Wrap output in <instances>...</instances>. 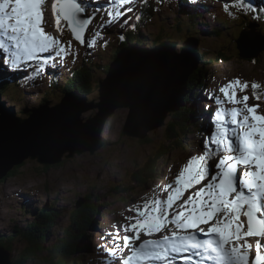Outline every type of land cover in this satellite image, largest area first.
I'll list each match as a JSON object with an SVG mask.
<instances>
[{
	"label": "snow or ice",
	"instance_id": "1",
	"mask_svg": "<svg viewBox=\"0 0 264 264\" xmlns=\"http://www.w3.org/2000/svg\"><path fill=\"white\" fill-rule=\"evenodd\" d=\"M133 2L106 0L89 14L99 0H53L51 11L58 29L66 22L77 42L94 46L85 34L98 15L109 18L105 27L127 24ZM44 4L0 0V56L10 70L39 74L70 54L71 45L45 31ZM234 7L257 12L247 0ZM224 10L230 13L227 3ZM249 87L260 101L261 85L239 79L220 87L223 100L213 95L214 129L201 142L202 154L192 155L158 195L130 209L125 235L113 234L104 264H264V114L259 103L249 104V95H238ZM249 238H256L254 245Z\"/></svg>",
	"mask_w": 264,
	"mask_h": 264
},
{
	"label": "rangeland",
	"instance_id": "2",
	"mask_svg": "<svg viewBox=\"0 0 264 264\" xmlns=\"http://www.w3.org/2000/svg\"><path fill=\"white\" fill-rule=\"evenodd\" d=\"M144 1L146 0H134L131 6L136 10L139 6L138 4ZM195 1L208 2L212 7L217 5L214 3L216 0ZM52 2L53 0H48L47 3L46 9L49 12V20L46 25H44V28L48 34L60 39L63 45H71L69 55L73 58L66 57L61 61L59 57H56L54 61L56 66L62 68L70 67L71 63L82 61L83 49L79 43L77 44L75 41L71 40V38L66 35L64 36V34L61 33V28H57L55 18L51 11ZM164 3H167V0H165ZM99 4L102 6L105 5L106 0H99ZM165 9V11L159 13L158 18L166 20L168 23L167 26L170 27L169 24H171L175 16L173 15V10L168 8ZM130 17H132L131 21H133L134 15L131 14ZM210 18L211 16H208V19H203L200 26L201 29L204 30L206 23L210 25L214 21L213 19L210 20ZM107 19L108 17L103 13L97 17V21H106ZM120 24L122 23H114L110 27L114 28ZM149 29L150 28H148V30ZM159 29L158 26L157 30ZM135 31L137 33L140 32L139 30ZM143 33L147 34L148 31L146 30ZM249 35L253 38L251 34ZM149 37L154 38L152 36ZM90 38L93 37L90 36ZM248 39L249 37L246 36L240 41V44L244 47H249L251 42L250 40L248 41ZM141 40H143V38H141ZM167 40L173 45L169 50H173L175 53H181L183 47L189 43L183 41V43L185 42L183 45V43L179 44L173 40ZM143 41H146L145 44L151 45L147 40ZM113 47L112 44H108L104 49L99 50L100 54L97 59L101 62L109 60V64H111L115 61L113 60L110 62V59L114 58V56L112 57ZM143 50L148 51V49ZM158 50L164 52L168 49L163 45ZM42 55L47 56L49 53H44ZM261 58L264 61V54ZM21 63L23 64V62ZM28 63L34 64L33 62ZM247 66H251L249 61L238 62L237 65H235L234 62L233 64L220 63L209 68V72L217 77L214 86L206 84L202 92L194 91L192 95H195L194 103L201 117V122L199 121V123H203L202 126H207L205 121L208 120V117H210L209 119L211 120L213 119V111L217 107L216 103H212L211 100L206 102L204 99L205 97L212 98L213 95H215L223 100V94L219 92L220 87L236 79L241 81L240 78L244 76L257 77V79L262 80L264 83V74L259 73L258 69L253 66L252 70ZM2 68L5 70L3 66ZM262 68H264V66ZM0 73H3L2 70ZM14 90V86L4 89L5 93ZM247 92L252 94L250 87ZM260 92L264 93L263 86ZM3 98L6 99L9 104L14 105L16 111H18L17 107L20 105L23 106V103H25V108L27 109L34 106L37 107L41 103L39 102L37 105L34 104L38 99L36 94L27 95L28 102H10V98L5 95H3ZM93 100H98V97L93 98ZM50 101L51 103L53 102L52 99H50ZM250 101L255 104L260 103V112L264 114V103L256 101L252 97H250L249 104H251ZM224 106L231 108L233 105L225 103ZM237 107H242V105H237ZM128 111L127 107L116 108L104 122L100 136L102 143L104 142L106 144V150L99 146L96 150L94 149L95 151L93 153L89 150H83L80 153L75 152L73 156L61 157L56 164L39 163L37 158L26 159L21 165L16 166L18 168L14 167L15 169L9 170L0 178V233L3 234L7 232L10 233V237H13V230L17 226L20 227L19 230L25 229L24 224L27 222L29 225L34 223L32 225L33 228L37 226L38 222L32 215L36 211V208H39V205L42 206V210H47L46 205L48 204L56 205L55 208L60 211L59 215L50 211L53 215V221H50L48 225H42L43 227H48L47 232H49V236H45L44 240H38V237H40L37 236V233L40 231L38 227L35 230L31 229L32 231L28 242H22L19 237H13L9 240V236H5L4 239L9 240L6 241L5 244L10 247L11 260L7 262V260L0 258V264H51V257L55 255V252L51 249L52 246L57 244V240L64 241L67 237L66 234L72 237L74 241H77L74 239V231H76L75 234H78L80 237V242L77 245L78 248L75 249L76 253L80 255V258L72 259L75 263L78 262L77 264H84L85 261L87 264H90L91 261L87 259V257L91 258L90 255L95 245L99 246L101 243L105 242L107 233H111L112 236L116 232H119L121 237L125 235L122 225L126 223L127 216L133 215L130 209H133L136 204L142 203L144 198H151L153 195H158L163 186L166 185L169 180L174 179L176 172L192 155L202 154V141L199 142L200 145L198 147V141H193L191 136L188 138L190 145L187 149H190L189 151H171L170 145H167V137L171 131L170 119L172 115L170 116V114L172 113L167 114L160 127L153 128L149 130L150 132L147 131L145 135L146 140L129 137L122 131V129L124 130ZM98 112L99 108L96 106L82 110V122L87 121L86 117L96 116ZM174 113H176V111H174ZM212 128L213 126H209V129L206 128L208 136H210L213 131H211ZM166 130H169V132L167 133ZM82 133L84 134L83 131ZM166 152H169V155L159 159V156ZM67 153L69 152L67 151L66 154ZM149 160L156 165V173H153V176H146L142 180L135 179L133 177L134 174L136 172L138 174L140 172L139 169ZM11 171L16 174L10 176L12 174L10 173ZM114 179L116 180L115 183ZM117 184H121V187L125 188L123 194L118 193V191L114 192L110 189ZM154 190L157 192H154ZM28 197H33L38 200L36 208H30V206H33V202L30 203V205L25 202L24 199ZM88 202L93 206L89 211L90 222L88 227L86 229H81L75 225L77 228L75 229L71 223L73 219L71 218V214H76L77 212L81 213L85 206L89 207ZM22 203H24L32 215L27 214L24 209L20 207ZM83 235L84 238H82ZM1 239L2 238H0V240ZM108 246L110 247L109 244ZM62 248L65 249L64 247ZM2 250L6 252L5 246ZM32 251H34L33 255L30 254ZM104 252L105 248L102 246L97 251L98 256L94 254H92V256L95 260L99 257L101 264H104ZM119 255L120 253L117 254V256ZM67 260L63 262V264H75L73 261Z\"/></svg>",
	"mask_w": 264,
	"mask_h": 264
},
{
	"label": "water",
	"instance_id": "3",
	"mask_svg": "<svg viewBox=\"0 0 264 264\" xmlns=\"http://www.w3.org/2000/svg\"><path fill=\"white\" fill-rule=\"evenodd\" d=\"M63 24L67 26L66 22ZM161 46L148 51L127 46L121 49L118 59L110 65L97 103L86 102L83 95L72 92L54 106L41 105L20 117L0 94V178L26 159L37 158L40 163L51 164L75 152H93L100 146L97 128L115 108L129 110L123 130L129 137L142 139L147 131L160 127L168 112L183 106L190 76L201 65L196 43L189 42L181 53L169 50L172 45H165L168 50L160 51ZM93 106L99 112L85 122L89 127L92 123L96 131L97 136H92L95 140L91 141L81 134L84 123L80 115ZM53 119L61 121L64 128H59ZM0 258L8 262L11 252L6 250L4 254L1 250Z\"/></svg>",
	"mask_w": 264,
	"mask_h": 264
},
{
	"label": "trees",
	"instance_id": "4",
	"mask_svg": "<svg viewBox=\"0 0 264 264\" xmlns=\"http://www.w3.org/2000/svg\"><path fill=\"white\" fill-rule=\"evenodd\" d=\"M234 5H235V3H234ZM149 12L150 13H153L154 11H152V9H150L149 10ZM234 13H236V11H230V13L229 12H226L225 11V14L227 15L226 17V19H231V21H235V22H238L237 20H236V17L235 16H233V14ZM243 18V17H242ZM238 23H240V26H244V25H246L245 23H244V21L242 20V19H240L239 20V22ZM221 30H222V26H221V28L219 29L218 28V26H215V28H213L212 29V31H210V35L211 36H215V37H218V36H220V33L219 32H221ZM219 31V32H218ZM139 33V32H138ZM138 35V37L137 38H139V34H137ZM124 46H122L121 48H123ZM227 53H229V54H233L234 55V57L232 58V59H229L228 60V62L230 63L231 61H233V60H236V59H239V58H236L235 57V53H234V51L233 50H231V49H228V52ZM260 57H261V54L259 55ZM226 57V56H225ZM260 57H258V58H256V59H253V60H251V64L253 65V67H255V68H257L258 69V71H259V73H262V74H264V68H262L263 66H264V61H263V59L262 58H260ZM222 59H225V58H222ZM217 60H219V59H217ZM231 60V61H230ZM200 62H201V60H200ZM208 62H211V61H208ZM217 64H219L218 62H217ZM88 72H86V69H82V70H80V72L76 75V77L73 79V81H71L69 84H68V86H67V88L65 89V90H69L70 88L71 89H73V88H75V89H78L80 92H82L83 94L85 93L86 94V92L88 93L89 92V89H88V85H89V81H90V75H91V68L89 67V65H88ZM207 71H206V69L205 68H198L195 72H194V74L193 75H191L190 77L191 78H193L194 77V80H196V79H198L199 78V76L201 75H203L204 73H206ZM75 83V84H73L72 85V83ZM72 85V86H71ZM30 110V109H29ZM183 110H182V108L180 107V109L178 110V112L177 113H175V114H173L172 115V118H171V130L173 129V131H174V134L173 135H169L168 137H167V139H168V143H167V145H170V149H171V151H174V150H179V151H184V150H188L187 148L188 147H186L182 142V140H180V137H179V135L178 134H181V131H180V129H177L176 127H178L181 123L179 122V119L182 117V112ZM28 114V113H27ZM27 114H25V116L27 115ZM186 118V117H185ZM187 121H188V125H190L191 124V122H192V120H193V111L192 112H190V116H189V118L188 119H186ZM186 120L185 121H183V126L182 127H186V125H187V123H186ZM177 123H179V124H177ZM175 129H177L178 131H176L175 132ZM122 131H123V129H122ZM173 136H175V138L173 137ZM143 140H146L144 137L142 138ZM169 155V152H166V153H164V154H162V155H160L159 156V159L160 158H162L163 156H168ZM15 168H18V167H15ZM14 168V169H15ZM156 169H157V167H156V165H154V163H152L151 162V160H149L148 162H146L144 165H143V167L141 168V169H139V173L137 174V172L134 174V178L136 179H140V180H142V179H144L146 176L148 177V176H151V174H153V173H156ZM13 171H11L10 173H12ZM16 174V173H15ZM14 173H12L10 176H12V175H15ZM125 188L124 187H121V186H115V187H113V188H111V190L113 191V190H115V191H118V193H120V194H123V190H124ZM89 198V197H88ZM88 204H89V207H86L85 206V208L83 209V211L81 212V213H76V214H72V217L71 218H73L72 219V221H71V223H72V225L74 226V228L75 229H77L76 227H75V225H77L79 228H81V229H86L87 227H88V224H89V211L91 210V208L93 207L91 204H90V202H88ZM87 213H88V216H87ZM39 217V218H38ZM50 221H53V215H52V213H45L44 211L43 212H40L38 215H37V222H38V225L37 226H35V228H33V230H35L37 227H38V229H42L43 228V226L42 225H48L49 224V222ZM41 226H40V225ZM25 225V224H24ZM39 226H40V228H39ZM17 228V227H16ZM47 228L48 227H44V230L42 229V230H40V232H42V233H38L37 234V236H40V240H44V237L45 236H43V232H45V233H48L47 232ZM24 229V228H23ZM25 229H26V233H30L29 234V236L31 235V229L29 228V227H27V226H25ZM76 233V231H74V239H76L77 241H74L73 240V238L72 237H70L68 234H67V237H66V239L64 240V241H61V240H57V244L55 245H53L52 246V251H54L55 253V255H53L52 257H51V264H63V262H65L67 259V261H73V259L72 258H74V254H76V251H75V249L76 248H78L77 247V245H78V243L80 242V237H79V235L77 234H75ZM10 234V233H9ZM9 234L7 233V232H4L3 234H2V236H0V238H2L1 239V241H0V243H3V242H6V240L7 239H4L5 238V236H9ZM13 234V233H12ZM81 236V235H80ZM24 237H27V236H24ZM72 238V239H71ZM82 238H84V235L82 236ZM4 239V240H3ZM3 240V241H2ZM39 240V241H40ZM69 240V241H68ZM7 241H9V240H7ZM62 247H64L65 249H63ZM54 248V249H53ZM69 251V252H68ZM33 252L34 251H32L30 254L31 255H33ZM75 259V258H74Z\"/></svg>",
	"mask_w": 264,
	"mask_h": 264
},
{
	"label": "bare ground",
	"instance_id": "5",
	"mask_svg": "<svg viewBox=\"0 0 264 264\" xmlns=\"http://www.w3.org/2000/svg\"><path fill=\"white\" fill-rule=\"evenodd\" d=\"M194 1V0H193ZM249 0H247V2H248ZM47 3H48V0H45V4H44V6H43V12H44V24H43V27H44V25H46V22L49 20V12L47 11V9H46V7H47ZM257 4H259V3H257ZM260 5V4H259ZM214 6H215V4H214ZM215 9H218V6L216 5L215 7H214ZM217 16H219L220 17V15H218V14H220V12L219 11H217ZM109 19V18H108ZM131 20H132V17H130L129 18V22H131ZM196 20L197 21H201V17L199 16V17H197L196 18ZM107 22H108V20H106V21H104V24H107ZM55 23V22H54ZM223 25H225L226 27H228L230 30H232L233 29V27H232V21H231V19H226L224 22H223ZM217 26H218V28L220 29L221 28V26L217 23ZM119 27L120 26H115L113 29H115V30H118L119 29ZM219 32V31H218ZM62 33V32H61ZM220 34H222V33H225V34H229V35H234V33H232V32H229L227 29H224L223 27H222V30H221V32H219ZM133 34H139V38L141 37V38H143V40H147L150 44H152V45H154V44H156V42H157V40L155 39V38H151V37H149V36H151V33L148 31V33L147 34H144L143 32H139V33H137L136 31H134L133 32ZM245 37L247 36V37H249V39H252L251 37H250V35L248 34V33H246L245 35H244ZM251 36H252V34H251ZM153 37V36H152ZM212 37H207L206 38V40H208L209 41V43H211L212 42V39H211ZM221 39L223 40V42H224V46H223V48L219 51L220 53H221V55H222V58H225L224 60L225 61H228L229 59H232L233 57H234V55L233 54H229V53H227L226 52V49H231V50H233L234 51V53H235V57L236 58H239L240 59V61L239 62H244V61H249V62H251V60H253V59H256V58H258V57H260L259 55V53L258 54H256V55H253V56H251V58L249 59V57L243 52V50H242V47L239 45V44H237L236 42H234L232 39H228V38H226V37H221ZM140 41L139 43H137V44H134L133 43V48H136L137 50H139V49H151L150 48V46L149 45H147V44H145L146 43V41ZM200 43L201 42H196V45H200ZM209 43L207 44V45H209ZM162 44H164V45H172V44H170V43H166V42H163ZM143 45H145V46H143ZM173 46V45H172ZM126 46H124V48H125ZM128 48H130V46H127ZM160 47V46H159ZM79 49V48H78ZM121 49H123V48H121ZM263 54H264V52H262L261 53V57L263 56ZM42 55V54H41ZM43 56V55H42ZM226 56V57H225ZM260 57V58H261ZM231 61V60H230ZM114 62V61H113ZM112 62V63H113ZM216 63H217V61H216ZM52 62L50 61V63H49V65H48V67H52ZM220 64V63H219ZM231 64H233V62L231 61ZM250 70H252V65L251 66H247ZM1 70H3L2 69V67L0 66V71ZM108 79V77L105 79V81ZM197 83H198V79H196V84H195V89H197V90H200L201 92L203 91L202 89H200L198 86H197ZM89 93H90V90H89ZM245 94H247V95H249V97H252V94H250V93H248V92H246ZM244 93H238V95H240V96H242V95H245ZM191 95H193V94H191ZM199 95H200V93H199ZM205 99V101L206 102H209L210 100H211V102L212 103H215V101L212 99V98H210V97H205L204 98ZM264 101V96L261 98V100H260V102H262V103H264L263 102ZM251 102V101H250ZM251 104H255V103H253V102H251ZM260 104V103H259ZM261 105V104H260ZM182 108V110L185 112V117L186 118H188L189 116H190V113H189V109L183 104V106L181 107ZM27 109V108H26ZM34 109H36V108H34ZM34 109H30V111H33ZM116 109V108H115ZM114 109V110H115ZM176 112H178V110L176 111ZM28 115H29V113H28ZM27 116V115H26ZM81 116V115H80ZM110 115H108L107 117H109ZM92 117L90 116V117H86V122H88L89 121V119H91ZM54 120V119H53ZM84 120V119H83ZM107 120V118L105 119V121ZM104 121V122H105ZM54 122L56 123V125L59 127V128H61V129H63L64 128V125L61 123V121H56V120H54ZM84 122V121H83ZM206 124H207V126H213V128L211 129V131L214 129V124H213V119L211 120V119H208V122H206ZM91 127H89L88 126V124L87 123H85L84 122V129H86V130H84L83 131V129H81V134H83L82 133V131L84 132V134H83V136H84V138H87V139H89V140H91V141H94L95 139L92 137V136H97L96 135V131H94V128L92 129V123H91V125H90ZM103 126H104V123H102V126H99L97 129H99L100 131H99V133H98V138L97 139H99V141H98V144H102V141H101V136H100V134H101V132H102V129H103ZM77 128H79L80 129V126L79 127H77ZM177 129H179L180 128V125L178 126V127H176ZM151 130V129H150ZM88 134H87V133ZM150 132V131H149ZM87 136V137H86ZM143 138V137H142ZM145 138V137H144ZM202 138L203 139H206V137L205 136H203L202 135ZM104 139V138H103ZM146 139V138H145ZM105 140V139H104ZM207 140V139H206ZM96 150V149H95ZM94 150V151H95ZM93 151V152H94ZM92 152V153H93ZM40 163V162H39ZM47 164V163H46ZM51 164H56V162H53V163H51ZM238 175H239V173H238ZM22 185V184H21ZM32 189V188H31ZM154 192H157V191H155L154 190ZM3 200V199H2ZM25 200V202L28 204V205H30V203H32L33 202V208L30 206V208L31 209H34V208H36L37 207V203H38V200L36 199V198H33V197H28V198H26V199H24ZM75 209V208H74ZM73 213V212H72ZM72 215V214H71ZM39 218V217H38ZM30 222V221H29ZM34 224V223H33ZM32 224V225H33ZM38 224V223H37ZM36 224V225H37ZM16 225V224H15ZM32 225H29L28 224V222L27 223H25V226H27V227H29L30 229H33L32 228ZM40 225V224H39ZM41 226V225H40ZM40 226H39V228H40ZM70 227V226H69ZM35 228V227H34ZM43 230H44V227L42 228ZM42 229H40V230H42ZM23 230H25L26 231V229H23ZM67 230V229H66ZM71 230V229H70ZM116 230V229H115ZM27 232V231H26ZM40 232V231H39ZM90 232V231H89ZM40 233H42V232H40ZM38 234V233H37ZM39 235V234H38ZM67 235V234H66ZM1 236H2V233H1ZM43 236H49V232L48 233H45V232H43ZM65 237V236H64ZM3 238V237H2ZM143 238H146V237H143ZM112 239V238H111ZM254 240V242H253V240ZM255 239L256 238H249V242L250 243H252L253 245H254V243H255ZM4 240V239H3ZM2 240V241H3ZM1 241V240H0ZM69 241V240H68ZM20 243V242H19ZM2 244V243H1ZM82 245V244H81ZM112 246H113V239H112ZM100 247H102V244H100L99 246L98 245H95L94 246V249H93V254L95 255V256H98V254H97V251H98V249L100 248ZM1 250H2V248H1V246H0V254H1ZM66 250V249H65ZM106 251V250H105ZM69 252V251H68ZM3 253L5 254L6 252H4L3 251ZM38 256V255H37ZM101 257V256H100ZM74 258L75 259H79L80 258V255L79 254H74ZM102 258V257H101ZM98 262L101 264V261H100V259H99V257H98ZM21 263V262H20ZM78 263V262H77ZM9 264V263H8Z\"/></svg>",
	"mask_w": 264,
	"mask_h": 264
}]
</instances>
